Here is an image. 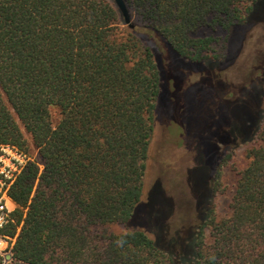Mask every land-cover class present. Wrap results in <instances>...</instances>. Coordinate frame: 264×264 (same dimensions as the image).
<instances>
[{
    "label": "trees",
    "instance_id": "trees-1",
    "mask_svg": "<svg viewBox=\"0 0 264 264\" xmlns=\"http://www.w3.org/2000/svg\"><path fill=\"white\" fill-rule=\"evenodd\" d=\"M125 2L133 29L113 0H0V145L33 146L43 165L29 162L10 188V264H264V94L224 101L232 132L256 125L245 167L234 148L210 167L197 141L196 226L170 237L159 181L145 196L158 124L190 114L179 92L201 100L178 70L223 60L219 38L198 34L247 24L264 0ZM226 167L236 181L221 215Z\"/></svg>",
    "mask_w": 264,
    "mask_h": 264
},
{
    "label": "rangeland",
    "instance_id": "rangeland-1",
    "mask_svg": "<svg viewBox=\"0 0 264 264\" xmlns=\"http://www.w3.org/2000/svg\"><path fill=\"white\" fill-rule=\"evenodd\" d=\"M133 22L137 23L134 20ZM198 35L219 38L215 49L223 60L218 65L206 64L198 68L185 66L178 70L184 81L183 90L198 86L202 93L201 100L195 102L189 92L188 94L179 92L183 103L190 106V114L183 119L181 127L179 120L175 119L178 123L173 120L169 122L163 115L164 120L161 122L164 124L169 122V125L158 124L145 179V196L155 182L159 181L165 196L173 204V214L167 223L170 237L188 232L200 222L204 212L203 208L197 209L200 195L198 193L195 195L189 182V172L198 166L195 162L197 141L203 146L210 167H214L218 157L230 148L235 149L236 165L245 167L247 164L245 150L249 145H243L242 141L255 130L256 125L252 121H247L241 123L238 132H232L224 101L235 103L248 93H253L261 100L264 94L263 11L256 13L247 24L237 26L228 32L220 28L204 29ZM260 79L262 86L257 82ZM171 90L169 86V90L163 95L164 108L170 109L168 117L170 114L174 116L175 112ZM260 123L259 126L264 127V119ZM27 154L42 170L43 165L37 150L32 146ZM235 181L234 170L226 167L225 190L216 197L218 213L221 215L227 211Z\"/></svg>",
    "mask_w": 264,
    "mask_h": 264
},
{
    "label": "built area",
    "instance_id": "built-area-1",
    "mask_svg": "<svg viewBox=\"0 0 264 264\" xmlns=\"http://www.w3.org/2000/svg\"><path fill=\"white\" fill-rule=\"evenodd\" d=\"M31 161L27 153L14 146L0 145V264H10L13 260L15 239L2 234L8 223L10 213L16 204L10 198L9 191L18 174Z\"/></svg>",
    "mask_w": 264,
    "mask_h": 264
},
{
    "label": "water",
    "instance_id": "water-1",
    "mask_svg": "<svg viewBox=\"0 0 264 264\" xmlns=\"http://www.w3.org/2000/svg\"><path fill=\"white\" fill-rule=\"evenodd\" d=\"M113 1L115 2L117 8L119 9L120 13L122 14V17L124 18L126 25L133 29L134 24L132 23L130 11H129V8H128L125 0H113Z\"/></svg>",
    "mask_w": 264,
    "mask_h": 264
},
{
    "label": "flooded vegetation",
    "instance_id": "flooded-vegetation-1",
    "mask_svg": "<svg viewBox=\"0 0 264 264\" xmlns=\"http://www.w3.org/2000/svg\"><path fill=\"white\" fill-rule=\"evenodd\" d=\"M253 109L256 111V109L257 110H259V106L258 105H255V107H253ZM256 113H257V111H256Z\"/></svg>",
    "mask_w": 264,
    "mask_h": 264
}]
</instances>
